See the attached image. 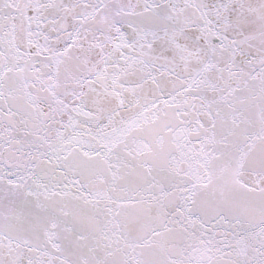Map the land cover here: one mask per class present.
<instances>
[{"label":"snow or ice","instance_id":"snow-or-ice-1","mask_svg":"<svg viewBox=\"0 0 264 264\" xmlns=\"http://www.w3.org/2000/svg\"><path fill=\"white\" fill-rule=\"evenodd\" d=\"M0 264H264V0H0Z\"/></svg>","mask_w":264,"mask_h":264}]
</instances>
